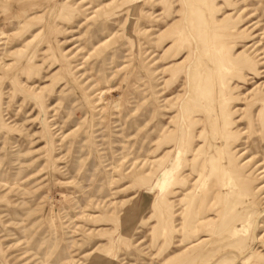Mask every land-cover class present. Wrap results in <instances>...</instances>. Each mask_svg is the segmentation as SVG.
Masks as SVG:
<instances>
[{"label":"rangeland","instance_id":"rangeland-1","mask_svg":"<svg viewBox=\"0 0 264 264\" xmlns=\"http://www.w3.org/2000/svg\"><path fill=\"white\" fill-rule=\"evenodd\" d=\"M0 264H264V0H0Z\"/></svg>","mask_w":264,"mask_h":264},{"label":"bare ground","instance_id":"bare-ground-1","mask_svg":"<svg viewBox=\"0 0 264 264\" xmlns=\"http://www.w3.org/2000/svg\"><path fill=\"white\" fill-rule=\"evenodd\" d=\"M212 30V29H211Z\"/></svg>","mask_w":264,"mask_h":264}]
</instances>
